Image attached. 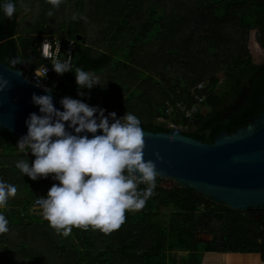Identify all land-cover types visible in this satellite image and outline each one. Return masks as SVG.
I'll return each instance as SVG.
<instances>
[{"label": "trees", "instance_id": "obj_1", "mask_svg": "<svg viewBox=\"0 0 264 264\" xmlns=\"http://www.w3.org/2000/svg\"><path fill=\"white\" fill-rule=\"evenodd\" d=\"M6 2L0 1V6ZM11 2L16 5L19 0ZM48 5L44 1L46 11ZM70 12L66 35L83 38L77 41L73 72L58 75L54 71L58 84L52 92L57 97L69 96L117 112L118 118L129 112L144 131L170 133L157 123L159 118L170 120L167 103L175 98L189 108L190 90L204 83L208 99L203 108L211 111L198 114L185 135L206 144L247 127L263 109L264 0H72ZM53 15L63 18L57 11ZM18 17L16 11L8 18L0 7V62L6 64L14 57L21 61L13 38ZM252 30L259 33L260 64L253 63L248 47ZM45 33H29L30 51L23 56L33 68L45 63L38 51ZM76 67L108 78V84L101 86L106 95L97 86L81 88L84 95H78ZM174 122L188 124L183 115ZM18 141L0 129V181L17 187L7 207H0L9 222V231L0 234V264H177L173 254L180 251L189 254L186 264H200L199 244L206 253H258L264 261L261 222L249 213L196 196L177 183L166 187L158 177L145 206L126 211L118 230L105 234L91 226L73 227L68 236L58 234L31 208L59 181L52 175L33 181L22 174L16 162L26 160L31 166L35 156L31 150L21 153ZM145 187L139 185L141 190ZM253 222L258 226H252ZM199 231L211 233L212 241L200 243Z\"/></svg>", "mask_w": 264, "mask_h": 264}, {"label": "clouds", "instance_id": "obj_2", "mask_svg": "<svg viewBox=\"0 0 264 264\" xmlns=\"http://www.w3.org/2000/svg\"><path fill=\"white\" fill-rule=\"evenodd\" d=\"M48 3L58 8L61 0H48ZM0 7L8 18L16 12L11 0ZM23 7L28 11V5ZM47 15L51 17L53 12ZM19 64V58L14 57L7 62V67L15 72ZM52 65L58 75L73 72L70 55L68 60H57ZM74 73L78 95H84L79 89H92L99 84L92 72L76 67ZM10 87L9 81L0 75V91ZM31 99L41 115L30 113L25 121L27 134L20 138L18 147L30 149L35 160L31 166L26 160L17 161L16 167L33 181L49 175L59 181L50 187L46 198L36 200L44 219L64 236L73 227L86 230L91 226L105 234L118 230L125 222L126 211L145 206L154 194L160 174L155 162L144 159L145 139L140 120L129 112L120 118L115 112L106 116L104 109L69 96L60 101L63 111L54 107L51 95L33 93ZM66 122L71 132L66 129ZM98 130L102 134L96 135ZM81 133L93 136L89 138ZM156 159L160 161L162 157L157 154ZM140 184L146 187L141 190ZM16 193L15 185L0 181V207H7L9 198ZM8 223L0 214V234L9 231Z\"/></svg>", "mask_w": 264, "mask_h": 264}, {"label": "water", "instance_id": "obj_3", "mask_svg": "<svg viewBox=\"0 0 264 264\" xmlns=\"http://www.w3.org/2000/svg\"><path fill=\"white\" fill-rule=\"evenodd\" d=\"M82 38L76 35L77 41ZM19 71L22 72L20 68L14 72L0 62V75L11 85L0 91V129L20 140L27 134L25 121L30 113L41 115L39 107L32 103L33 93L51 95L54 107L60 111L63 107L62 98L44 91L23 73L18 75ZM261 101L263 109L250 119L247 127L233 135L224 133L213 144L189 138L181 131L155 134L143 130L145 161L156 163L159 179L172 180L216 205L242 213L264 209V96ZM66 129L72 131L67 128V122ZM100 134L98 130L96 135ZM157 154L162 160L157 161Z\"/></svg>", "mask_w": 264, "mask_h": 264}, {"label": "built area", "instance_id": "obj_4", "mask_svg": "<svg viewBox=\"0 0 264 264\" xmlns=\"http://www.w3.org/2000/svg\"><path fill=\"white\" fill-rule=\"evenodd\" d=\"M45 45H47L46 49ZM76 50V39L65 38L62 36L43 35L41 37V43L38 48V51L41 54L45 63L34 68L29 63H23L19 68L29 81L33 82L37 86L39 85L38 87H40L41 89H54L56 88L58 81L54 78V70L52 64L57 60H68L69 55L71 56V64H73ZM205 89L206 85L204 83H200L190 90L189 98L192 100V105L189 108L184 102L177 101L175 98H173L166 105V115L174 124L167 125L166 120H169L167 118H159L157 120L158 124L165 125L170 130L181 131L184 134L190 132L192 130L191 125L193 124L195 117L198 114H201L203 105L208 99V96L205 94ZM111 112V110H105V115L107 116L108 113ZM178 115L185 116V119L188 121V124L185 125L174 122V119H176V116ZM19 151L21 153H28L30 149L28 150L27 148H25L21 150L19 148ZM36 200L32 205L31 211L37 212L40 216L43 217L42 210L40 206L36 203Z\"/></svg>", "mask_w": 264, "mask_h": 264}, {"label": "rangeland", "instance_id": "obj_5", "mask_svg": "<svg viewBox=\"0 0 264 264\" xmlns=\"http://www.w3.org/2000/svg\"><path fill=\"white\" fill-rule=\"evenodd\" d=\"M3 1V0H0ZM18 1V0H17ZM44 1L47 3L48 0H25L26 4L29 6L28 9V13L27 16L25 17L24 15L22 16V12L25 11L23 6H18V4L20 2H18L16 4V11L20 14L21 20L19 23H22L20 26V29L18 31V33L20 34V37L17 39V44L19 47V55L21 58V61L26 59L23 54L21 53V49L24 47H31V36L29 35V33L32 35V33H37V32H50V30L52 31L53 34H56V36H62L65 38H71L70 36L66 35V29H68V25L70 22V18L72 13L70 12V7H71V1L72 0H61V3L59 5V7L57 8H52L51 6L48 5V11H46L43 8V3ZM32 2L34 3V9L32 11L31 8V4ZM51 9V10H50ZM49 11H52L53 14L55 13V11H57V13L62 14L63 18H64V22L65 24H63V18H57L52 15L51 17H49L47 15V13ZM64 14V15H63ZM82 34V33H81ZM248 47H249V51H250V55L252 57V61L254 64H260L261 63V58H260V44H259V33L257 30H252L250 31V35H249V42H248ZM224 72H221L219 74V77L221 79L220 81V85L223 84L224 82V76H223ZM98 80H99V84L96 85L99 90H100V94L105 96L106 94H104V91L101 90V86H106L108 84L107 79L103 78V77H98L97 75H95ZM109 80V79H108ZM221 91V86L218 87V89L216 90V92H218V94H220ZM210 109L209 108H203L202 109V114L206 115L208 113H210ZM114 112V111H112ZM117 113V112H116ZM158 123V122H157ZM167 125L168 124H174L171 120H166ZM175 182L172 180H164V182L162 183L164 186L166 187H171ZM255 223H252V226ZM255 226H258V224H255ZM213 235L210 237L208 235V238H206V236H202V234H200V237L198 238V241L200 243H206L207 241H209L210 238H212ZM200 247L204 246L203 244H199ZM173 256H175L178 259V264H181L182 262V258L185 257V255L181 252H174ZM212 262H214V260L212 261L211 259L208 261V264H212Z\"/></svg>", "mask_w": 264, "mask_h": 264}, {"label": "crops", "instance_id": "obj_6", "mask_svg": "<svg viewBox=\"0 0 264 264\" xmlns=\"http://www.w3.org/2000/svg\"><path fill=\"white\" fill-rule=\"evenodd\" d=\"M15 2L17 3V0H15ZM19 2H20L21 6L26 4L25 0H19ZM31 8L33 11V9H34V3L33 2L31 4ZM27 13H28V11L22 12V16L24 15L26 17ZM20 20H21V17H18L17 18V23H18L17 34L13 37L16 40V43H17V39L20 37V34L18 33L20 26L22 24V23H19ZM8 23H10V19L8 20ZM5 33H6V36H8L9 25L6 26ZM43 35L56 36V34H50V33L42 34V36ZM7 38L8 39H6V41H9V37H7ZM17 48H18V51L20 52L18 44H17ZM28 48L27 47L22 48L21 53L23 55H25L28 52V50L30 51V49H28ZM27 62L28 61L24 59V60H22L21 64L27 63ZM200 234H202V236L205 235L206 238H208V235L210 237L212 236V234L207 232V231H199L197 233V239L200 237ZM212 239H213V237L210 238L209 241H207L206 243H209L210 241H212ZM180 252L185 255V257L182 258L181 264H186V262L188 261V258H189V254L187 252H182V251H180ZM199 257L201 258L200 264H208V261L210 259L212 261L214 260V262H212V264H264V261L262 260L261 254H258V253H215V252H207L206 253V252H204L203 246L200 247ZM177 264H178V259H177Z\"/></svg>", "mask_w": 264, "mask_h": 264}, {"label": "flooded vegetation", "instance_id": "obj_7", "mask_svg": "<svg viewBox=\"0 0 264 264\" xmlns=\"http://www.w3.org/2000/svg\"><path fill=\"white\" fill-rule=\"evenodd\" d=\"M247 213H249L253 220L261 222L262 227L264 228V209L250 210Z\"/></svg>", "mask_w": 264, "mask_h": 264}, {"label": "bare ground", "instance_id": "obj_8", "mask_svg": "<svg viewBox=\"0 0 264 264\" xmlns=\"http://www.w3.org/2000/svg\"><path fill=\"white\" fill-rule=\"evenodd\" d=\"M186 104V103H185ZM186 106H187V104H186Z\"/></svg>", "mask_w": 264, "mask_h": 264}]
</instances>
